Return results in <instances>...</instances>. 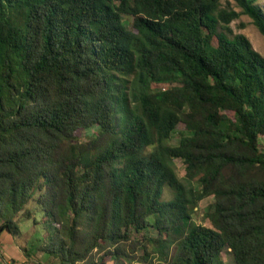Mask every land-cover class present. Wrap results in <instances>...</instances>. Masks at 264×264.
<instances>
[{"label":"trees","instance_id":"16d2710c","mask_svg":"<svg viewBox=\"0 0 264 264\" xmlns=\"http://www.w3.org/2000/svg\"><path fill=\"white\" fill-rule=\"evenodd\" d=\"M235 1L0 0V233L41 211L58 264H264V56L230 27L264 14Z\"/></svg>","mask_w":264,"mask_h":264},{"label":"rangeland","instance_id":"374dc122","mask_svg":"<svg viewBox=\"0 0 264 264\" xmlns=\"http://www.w3.org/2000/svg\"><path fill=\"white\" fill-rule=\"evenodd\" d=\"M220 4L222 8L234 9L237 12H241V9L238 7L235 0H220ZM256 5L260 9L262 14H264V0H258ZM131 21H132L131 17L129 16L123 17V23L126 27L130 25ZM230 27L233 31V34L244 35L250 41L253 49L257 51L261 56H264V35H262L259 32L258 28L255 26V24L253 23L252 19L249 16L245 14H240V16L237 19L233 20L230 23ZM228 115L232 116V113L228 112ZM96 131H97L96 127L87 130H82L81 132H79L78 138L81 141H86L87 139L92 137ZM183 132H184V126L180 124L178 126L177 131L174 133L173 137L171 138L170 143L172 145L177 144L179 141L178 138L183 134ZM260 143L264 144V140L261 139ZM149 151L150 149L147 150L146 152L148 153ZM174 169L179 178H182L184 176L185 174L184 164L180 159L174 160ZM170 195H171L170 191L166 189L164 194L165 198L170 197ZM212 203H213V197H207L199 202V204L194 209L191 215L192 221L195 224L209 226V223L205 218V213L210 209ZM29 207L31 208L34 207L33 201L30 203ZM42 216L43 213L41 211H35L34 218L37 221L36 224H34L32 220H27V221H25L24 219L21 220L20 227L22 232V239H21L22 242L20 246L22 248V251L24 250L23 247L26 248L27 250L30 249L36 250L37 245L39 246L41 244V241L46 238V234L48 232L53 231L52 224L49 221H48L49 224L44 225L42 221L43 219ZM34 256L35 257L41 256V254H38V252H36ZM222 257L223 260L227 263L233 262L232 256L227 250H224ZM43 260H44L42 262L43 264H58V260L49 255L48 256L46 255V257ZM24 264H28V262L25 261ZM81 264H85V263H81ZM99 264H113V263L111 260L107 258L102 261L100 260Z\"/></svg>","mask_w":264,"mask_h":264},{"label":"crops","instance_id":"0c3cea01","mask_svg":"<svg viewBox=\"0 0 264 264\" xmlns=\"http://www.w3.org/2000/svg\"><path fill=\"white\" fill-rule=\"evenodd\" d=\"M21 239L22 232L21 235L18 237H13L6 231L0 233V264H2V261L7 259L24 263L25 261H27L28 264H43V259L46 257L47 254L38 250L40 245H37L36 250H27L23 247L24 250L22 251V248L20 246L22 242ZM36 252H38V254H41V256H36L38 257L36 258L34 256Z\"/></svg>","mask_w":264,"mask_h":264},{"label":"built area","instance_id":"2783aa9c","mask_svg":"<svg viewBox=\"0 0 264 264\" xmlns=\"http://www.w3.org/2000/svg\"><path fill=\"white\" fill-rule=\"evenodd\" d=\"M2 264H24V262H18V261L9 259V260H4Z\"/></svg>","mask_w":264,"mask_h":264}]
</instances>
